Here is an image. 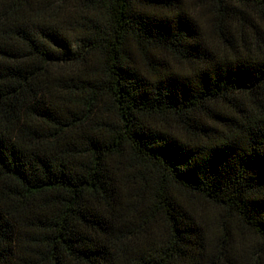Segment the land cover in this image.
Wrapping results in <instances>:
<instances>
[{
    "label": "trees",
    "instance_id": "16d2710c",
    "mask_svg": "<svg viewBox=\"0 0 264 264\" xmlns=\"http://www.w3.org/2000/svg\"><path fill=\"white\" fill-rule=\"evenodd\" d=\"M0 264H264V0H0Z\"/></svg>",
    "mask_w": 264,
    "mask_h": 264
}]
</instances>
